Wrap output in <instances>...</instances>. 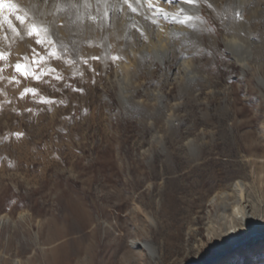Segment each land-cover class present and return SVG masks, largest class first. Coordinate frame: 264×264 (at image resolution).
<instances>
[{"label": "rangeland", "instance_id": "1", "mask_svg": "<svg viewBox=\"0 0 264 264\" xmlns=\"http://www.w3.org/2000/svg\"><path fill=\"white\" fill-rule=\"evenodd\" d=\"M66 14L70 33L53 29L56 46L46 49L28 35L31 24L0 11V264H150L145 251L130 248L133 240L155 245L161 257L154 264H264V237L219 256L204 232L213 184L259 166L264 21L253 25L259 46L243 76L222 45L205 43L221 32L201 17L202 91L180 96L164 81L174 71L171 58L133 79V100L141 104L126 108L119 66L92 55L76 18ZM17 63L29 74L17 72ZM121 64L130 78L134 60ZM153 90L165 97L166 114L181 97L173 130L162 128ZM153 126L160 127L156 139ZM189 140L203 144L195 156L180 146ZM193 226L198 233L185 241Z\"/></svg>", "mask_w": 264, "mask_h": 264}, {"label": "bare ground", "instance_id": "2", "mask_svg": "<svg viewBox=\"0 0 264 264\" xmlns=\"http://www.w3.org/2000/svg\"><path fill=\"white\" fill-rule=\"evenodd\" d=\"M69 2L80 6L78 9H69L68 12L76 18V32L78 35H85L91 54H99L104 62L112 60L119 66L118 74L122 80L119 100L126 108L141 104L133 100L138 91L133 87V79L141 75H152L155 64L164 69L171 58L175 59L174 71L164 73V81L177 85L180 96L186 94L196 97L202 91L200 86L208 82V76L204 75L203 68L197 64L198 47L203 46L199 33L204 24L201 17L205 18L212 28L218 24L221 32L220 38L211 37L205 43L208 46L222 45L225 53L230 55L241 69L243 76L250 71L249 63L255 58L259 46L253 25L264 21V0H197L195 6L184 5L182 0L173 3L166 0H128V3L136 8L135 12L124 0L14 1L22 9V14H27L29 20L39 22L42 18L45 22H51L57 19L63 27L55 30L65 35L64 37L70 33L67 12H60L56 17L50 13ZM209 11L213 13V17L207 15ZM185 15H191L192 20L176 22L177 17L182 19ZM92 16L96 19L92 20ZM113 50L115 55L109 59ZM130 57L135 62V68L128 74L131 75L128 78L127 75L124 76L121 62ZM257 84L264 90L263 77L257 80ZM209 87L212 88L211 85ZM148 95L150 100L158 103L163 113L162 128H176L179 125L177 113L182 105L181 97L171 106V113L166 114L163 94L153 90ZM153 127L156 128V139L160 134V127ZM180 143L181 147L188 148L194 156L203 145L192 140ZM255 150L257 153L261 152L256 158L259 166H255L248 174L236 173L228 176L223 186H216L217 183H214L212 188L215 192L204 206L205 237L216 246L219 256L227 254L243 242L264 237V145L258 144ZM159 208L168 215L171 214L166 206L161 205ZM197 233V228L191 227L184 240L188 241L189 235ZM203 244L200 240L199 245ZM130 246L135 250L145 251L150 264L156 263L161 257L151 241L133 240Z\"/></svg>", "mask_w": 264, "mask_h": 264}, {"label": "snow or ice", "instance_id": "3", "mask_svg": "<svg viewBox=\"0 0 264 264\" xmlns=\"http://www.w3.org/2000/svg\"><path fill=\"white\" fill-rule=\"evenodd\" d=\"M45 2H47V0H45ZM124 2L128 3V0H124ZM166 2L173 3V2H176V0H166ZM182 3L184 5L195 6L197 4V0H182ZM79 7L80 6L77 3L69 2L62 7H59L58 9H54L50 14L56 17L60 12H67L69 9H78ZM128 7L133 12L136 11V8H134L131 3H128ZM5 9H7L11 13H14L13 18L16 21H18L19 24L27 25L28 23H30L32 25L30 28H28V35L31 37H35V43L37 45H41L42 47L46 49H52L56 46L57 42L52 39V37L56 35V32L53 29L63 27V25L59 24V21L57 19H53V21L51 22H45L42 18L39 19V22L37 20H29L26 13L21 14L22 9L18 7L16 3L10 2V0H8V2H6V0H0V11L5 10ZM158 11L162 12V10H158ZM181 11L183 12L184 10L181 9ZM60 18L62 19L63 17L61 16ZM91 18L92 20L96 19L95 16H92ZM191 20H192L191 15H185L182 19L180 17L176 18V22H179V23H184L185 21L190 22ZM153 23H155V20H153ZM12 31L16 32V28L13 27ZM16 34L19 35L18 32ZM141 35H143L142 32H141ZM32 51L34 53V58H35V56L38 55V53H36L35 49H33ZM51 55L55 56L56 55L55 51H52ZM95 58L96 57H94V59ZM4 59H6V56L4 55V53H0V60H4ZM114 59H119V57H114ZM16 71L21 72L25 75L29 74L26 67L19 63L16 64ZM36 78L38 79L39 77H36ZM26 91L34 92V90H28V89H26Z\"/></svg>", "mask_w": 264, "mask_h": 264}]
</instances>
